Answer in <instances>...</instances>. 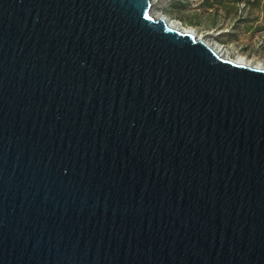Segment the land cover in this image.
<instances>
[{
	"label": "water",
	"instance_id": "95a60500",
	"mask_svg": "<svg viewBox=\"0 0 264 264\" xmlns=\"http://www.w3.org/2000/svg\"><path fill=\"white\" fill-rule=\"evenodd\" d=\"M150 0H0V264H264V69Z\"/></svg>",
	"mask_w": 264,
	"mask_h": 264
},
{
	"label": "rangeland",
	"instance_id": "374dc122",
	"mask_svg": "<svg viewBox=\"0 0 264 264\" xmlns=\"http://www.w3.org/2000/svg\"><path fill=\"white\" fill-rule=\"evenodd\" d=\"M168 17L210 34L233 57L264 63V0H157Z\"/></svg>",
	"mask_w": 264,
	"mask_h": 264
},
{
	"label": "bare ground",
	"instance_id": "6f19581e",
	"mask_svg": "<svg viewBox=\"0 0 264 264\" xmlns=\"http://www.w3.org/2000/svg\"><path fill=\"white\" fill-rule=\"evenodd\" d=\"M162 3L164 2V0H161ZM151 3V10H150V15L153 18H163L166 25H168V27H171L173 29H177L179 31H189L191 33H193L195 35L196 39H199L201 42H203L206 46H208L212 52H214L219 58L221 59H225V60H231L233 62L239 63V64H243V65H249V66H256L259 68H263L264 69V63H262L259 60L256 59H250L248 57H245L241 54H235V56H231L229 54V52L227 50H225V48L223 46H221L220 44H217L210 36V34H202L197 32L194 28L186 26L184 24H182L180 21L176 20V19H172L170 17H168L162 10H160L159 8L156 7V5L158 6L160 3L157 0H150Z\"/></svg>",
	"mask_w": 264,
	"mask_h": 264
},
{
	"label": "built area",
	"instance_id": "2783aa9c",
	"mask_svg": "<svg viewBox=\"0 0 264 264\" xmlns=\"http://www.w3.org/2000/svg\"><path fill=\"white\" fill-rule=\"evenodd\" d=\"M168 1H170V0H168Z\"/></svg>",
	"mask_w": 264,
	"mask_h": 264
}]
</instances>
